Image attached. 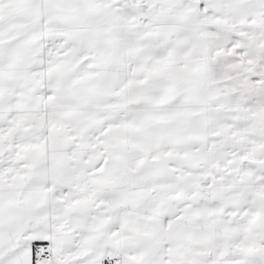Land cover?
Masks as SVG:
<instances>
[{"label":"snow or ice","instance_id":"6c2138e0","mask_svg":"<svg viewBox=\"0 0 264 264\" xmlns=\"http://www.w3.org/2000/svg\"><path fill=\"white\" fill-rule=\"evenodd\" d=\"M0 264H264V0H0Z\"/></svg>","mask_w":264,"mask_h":264}]
</instances>
